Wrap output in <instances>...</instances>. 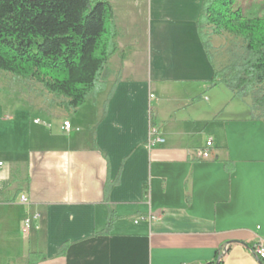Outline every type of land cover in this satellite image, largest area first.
<instances>
[{
  "label": "crops",
  "instance_id": "obj_1",
  "mask_svg": "<svg viewBox=\"0 0 264 264\" xmlns=\"http://www.w3.org/2000/svg\"><path fill=\"white\" fill-rule=\"evenodd\" d=\"M109 1L118 51L95 100L0 106V264L33 252L38 264H261L264 120L248 100L204 98L211 63L164 68L140 9L152 0ZM151 126L164 144L149 146ZM210 139L212 157L196 160Z\"/></svg>",
  "mask_w": 264,
  "mask_h": 264
},
{
  "label": "trees",
  "instance_id": "obj_2",
  "mask_svg": "<svg viewBox=\"0 0 264 264\" xmlns=\"http://www.w3.org/2000/svg\"><path fill=\"white\" fill-rule=\"evenodd\" d=\"M199 23L215 70L211 86H225L234 98L248 100L253 118L264 120V14L238 0H204ZM223 34L233 45L218 66L211 39ZM117 37L109 0H0V71L40 82L66 98L67 108L82 107L105 90ZM234 42H241L240 49ZM40 258L33 252L26 264Z\"/></svg>",
  "mask_w": 264,
  "mask_h": 264
},
{
  "label": "rangeland",
  "instance_id": "obj_3",
  "mask_svg": "<svg viewBox=\"0 0 264 264\" xmlns=\"http://www.w3.org/2000/svg\"><path fill=\"white\" fill-rule=\"evenodd\" d=\"M146 3L141 4L140 9L143 11L142 14L145 15L148 34L146 38L148 44L152 45V53L155 58L159 62L161 61L166 69H169L171 65L178 76H187L185 73L181 74L180 65L189 66L188 63L200 62L199 65H203L201 75H205L208 69L206 65L211 67V62L204 48L199 23L204 0H152V2ZM238 3L245 6L246 9L253 6L256 12L264 14V0H238ZM229 38L230 36L224 34L219 35L216 38L217 40L212 41L211 39L212 45L218 47L216 50L218 66L226 62L225 50ZM234 45L237 49H240L241 42H234ZM117 57L111 60L110 63L113 64L117 61L115 60ZM184 72H187V70L185 69ZM209 72L213 77L212 67ZM194 87H197L196 83H193L192 88ZM223 93L234 102V105L245 107V100L233 99L231 90L223 86L222 88H210L209 92H204V98L210 99L211 102L216 99L220 101L219 99L223 98L227 100L223 97ZM154 97V94H151L150 98L154 99ZM62 101L66 102L67 99L49 93L43 84L36 80L25 79L0 71V106L3 105L9 109L31 108L50 105L51 103H62Z\"/></svg>",
  "mask_w": 264,
  "mask_h": 264
},
{
  "label": "built area",
  "instance_id": "obj_4",
  "mask_svg": "<svg viewBox=\"0 0 264 264\" xmlns=\"http://www.w3.org/2000/svg\"><path fill=\"white\" fill-rule=\"evenodd\" d=\"M36 123H40V120H36ZM72 123L70 121H65L63 128L66 130L72 129ZM166 142V139L160 134V131L155 126H151L150 133H149V146L153 147L154 145L160 143L164 144ZM212 149H213V140L210 139L205 147L197 148L193 151V157L196 160L199 161H205L209 160L212 157ZM21 203H27L28 199L26 195H21L20 197ZM34 216L39 217V214H35ZM144 220L152 221L154 219H157L155 215H149L146 218H142ZM138 221H136L137 223ZM32 225V218L28 217L24 221L23 225V233L28 234L29 230ZM253 252L256 255L258 261L261 263L262 260H264V242L262 239H259L255 244L252 246Z\"/></svg>",
  "mask_w": 264,
  "mask_h": 264
},
{
  "label": "water",
  "instance_id": "obj_5",
  "mask_svg": "<svg viewBox=\"0 0 264 264\" xmlns=\"http://www.w3.org/2000/svg\"><path fill=\"white\" fill-rule=\"evenodd\" d=\"M219 262V261H218Z\"/></svg>",
  "mask_w": 264,
  "mask_h": 264
}]
</instances>
